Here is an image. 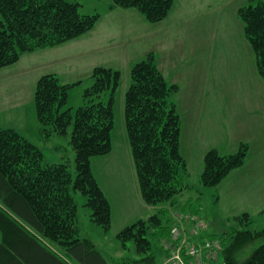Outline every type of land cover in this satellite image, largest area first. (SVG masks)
Returning a JSON list of instances; mask_svg holds the SVG:
<instances>
[{
	"label": "trees",
	"instance_id": "16d2710c",
	"mask_svg": "<svg viewBox=\"0 0 264 264\" xmlns=\"http://www.w3.org/2000/svg\"><path fill=\"white\" fill-rule=\"evenodd\" d=\"M174 2L111 0V7L136 10L148 23L158 24L167 18ZM237 17L255 56L264 92V0H247L238 8ZM99 18L98 13L82 14L78 3L65 0H0V70L15 65L24 54L57 47L89 33ZM89 79L82 104L75 110L65 106L69 90L79 83L63 84L55 74H46L34 88L40 138L68 137L74 154L71 164L59 162L61 157L46 162L41 148L28 138L13 129L0 128V264H63L14 218L61 246L74 262L106 264L93 244L80 238L76 194L84 198L81 206L90 210L91 222L108 232L111 205L94 176L92 160L112 151L120 73L97 66ZM178 90V85L168 83L163 76L154 53L130 69V85L123 101L124 129L140 197L158 209L117 234L123 249H128L125 244L129 242L143 256L123 257L118 264H159L161 258H167L166 253L157 257L153 244L160 247V242L169 238L173 219L164 206L188 185L187 162L180 149L181 117L172 99ZM247 152L245 144L230 155H221L216 149L207 151L202 185L218 186L232 170L244 165ZM197 200L187 201V210L181 213L199 214ZM247 216H241V220L247 219V228L227 227L222 236L213 230L211 236H217L223 247L215 264H264V227L253 228L254 221Z\"/></svg>",
	"mask_w": 264,
	"mask_h": 264
},
{
	"label": "rangeland",
	"instance_id": "374dc122",
	"mask_svg": "<svg viewBox=\"0 0 264 264\" xmlns=\"http://www.w3.org/2000/svg\"><path fill=\"white\" fill-rule=\"evenodd\" d=\"M65 1L78 3L82 14L98 13L100 18L97 23L99 26L97 33L88 41L79 44H71L72 46L58 50H40L34 55L21 56L19 64L14 69L2 72L9 74L5 78H0V85H7L13 93L19 92V100L23 101L20 109L7 108L5 114L8 117L0 123V128H12L28 138L41 148L46 162L47 160L56 162L55 160L61 157L59 162L65 161L71 164L74 154L68 137L54 136L49 141L40 138L38 124H35L37 123L35 103L31 98L35 87L31 82L29 83L31 79L27 76L28 69H32L31 76L34 73V76L37 74V78L48 72H55L62 83L81 82L68 92L65 108L73 110L82 104L83 91L91 84L89 77L93 63L118 71L120 85L114 103L115 126L112 133V151L105 157L92 160V169L96 175L110 179L106 182V190L113 197L115 221L108 232L101 230L91 222L90 210L81 206L84 204V198L77 193L79 235L80 238H87L94 244V248L102 254L106 264H118L119 259L127 256L131 259H140L143 256L134 251L131 243L125 244L128 248L125 250L116 238L125 226L132 224L121 225L122 222H129L123 216L130 215L129 207H136L132 198L135 188L133 183L135 177L131 174L134 172L133 161L127 140L125 141L123 101L130 85L131 67L148 53H153L148 50L158 46L156 39L158 28L151 25L128 26L127 29L121 30V33L116 31L117 36H114L109 44L108 24H120V21L114 19V15L109 14L111 0ZM176 4L179 8L172 15L179 13V16L183 17L189 13L185 0H176ZM210 17L209 14L205 16L201 13L193 22H184L187 25L181 23L166 28L165 32H171L172 38L164 39L165 43L174 50L170 53L166 50L160 54L162 67L169 75L178 76L182 90L180 94L178 90L172 99L176 104L179 102L180 110H177L179 115L192 112V107L189 110L184 108L187 107L186 99L190 104L194 101L197 108L205 107L203 118L206 123L201 130L202 140L206 144H216L220 149H224L226 153L221 155L234 154L242 144H245L248 148L247 157L244 165L232 170L218 186L204 187L201 182L202 172L196 174L190 170L189 163L183 156L187 162L188 185L174 200L163 206L168 216L174 219L179 212L187 210L183 201L188 197L193 200L198 198L199 205L196 206L200 209L199 215L207 223L213 222L224 228H247L244 226L247 219L241 220V216L247 213L248 219L254 221L253 228L260 229L264 227V190L259 186V175L264 174V159L263 164L259 165L261 158L255 155V159L252 153L255 145L262 144L260 138L262 132L259 131L264 128V125H261L264 124V92L262 93L260 87L263 81L257 73L255 56L244 34L238 35L239 31L235 25H210L206 22ZM227 22H231V19L229 18ZM169 23L173 24L172 18ZM211 39L213 44L208 46ZM240 40L247 43L254 57L255 71L252 73L243 47L239 44ZM134 59L136 60L133 61ZM131 61L134 62L132 66L129 64ZM42 70L44 71L41 72ZM9 96H15V93L7 96V102L11 103ZM223 98H227L233 108L228 111L221 109L219 105L222 106V103L227 102L223 101ZM187 130L186 126L185 131ZM194 162L195 159H192L193 169L196 168ZM102 168H111V173L102 174L100 172ZM150 207L151 212L145 219L158 209V207ZM209 232L214 234L213 229ZM159 245L160 247L154 243L153 251L161 258L165 253V247H162L161 242ZM164 261L165 259L161 258L159 264Z\"/></svg>",
	"mask_w": 264,
	"mask_h": 264
},
{
	"label": "crops",
	"instance_id": "0c3cea01",
	"mask_svg": "<svg viewBox=\"0 0 264 264\" xmlns=\"http://www.w3.org/2000/svg\"><path fill=\"white\" fill-rule=\"evenodd\" d=\"M185 2H187L189 13H187L186 15H183V17L179 16V13H178V15H172L173 12H175V10L177 8H179L178 5L176 4V0H175L173 8L171 9L167 18L158 24L148 23L143 18V16L140 13H138L136 10L111 7V8H109L110 16L114 15V19L120 21L119 22L120 24L119 25L108 24L109 29H108V33H107V35H108L107 38H108L109 44H110V42H112L111 39L114 38V36H117L115 32L120 31V33H121V30L127 29L128 26H130V27L133 25L135 27H137V25L157 26L158 31L156 34V39H157V45L158 46H157V48H154V49H151L148 51L153 52L155 54L157 66L160 69V71L162 72L165 79L171 84L178 85V87H179V93L178 94H180V92L182 90V88H180V84L178 82V76L174 75V74L171 76L168 74L167 70H164V68L162 67L163 64L161 62V57H160V54L162 52L167 50L170 53L171 51L174 50L172 48V46L165 43L164 39H169V38L171 39L172 38V36L170 34L171 32H167V33L165 32L166 28H168L169 25H181V23L185 24L184 22H186V21L193 22V20H195V17L202 13V15L204 14L206 16V14H209L211 16L209 18V20L206 21V22L210 23V25H235L237 30L239 31L238 35H243V25L237 17V10H238V8L244 6L247 3V0H185ZM176 16H177V18H176ZM171 18L173 20V24L169 23ZM229 18L231 19V22H227ZM112 21L113 20H110V22H112ZM176 22H179V23H176ZM113 23H114V21H113ZM110 25H111V32H110ZM112 25H113V28H112ZM185 25H187V24H185ZM98 27L99 26L96 24L95 27L93 28V30L90 31L89 33H87V34H85V35H83V36H81V37H79L73 41L65 43L63 45L53 47V48L42 49V51L50 50V49L58 50V49L64 48L65 46H70L71 44H79V42L88 41L90 38H92V36L94 37V35L97 33ZM120 37H122V35H120ZM240 38H242V37L240 36ZM115 41H117V38ZM212 44H213V39H211L208 46H211ZM239 44L243 47L242 50L246 54V57H247L248 62H249L248 65H249L250 71L252 73L253 71H255L254 57L252 56L250 49H249V46L247 45L246 42L244 43L240 40ZM39 52H40V50L32 52V53L24 54L23 56H30V55L37 54ZM75 57H78V56H75ZM72 59H76V58H72ZM135 60L136 59H134L133 61H135ZM133 61H131L129 63L131 66L134 63ZM73 63H75V61ZM18 64H19V62L16 63L15 65L11 66V67L1 69L0 70V78L2 79V78L7 77L8 76L7 74H9V73H2V72H6L8 70H11V68L14 69ZM97 66L98 65H94V63H93L91 65L90 71H92V69L97 67ZM210 66L211 65H209V67ZM28 70H29V72H28L27 76L31 79L29 81V83L31 82V84L34 85V87H35L37 80L41 76L39 78H37L36 77L37 74H36V76H34V73L31 76V73L33 71H32V69H28ZM44 70H42L41 72H43ZM41 72H39V73H41ZM47 74H55L58 77V79L60 80L59 76L55 72H48ZM60 82H61V80H60ZM73 83H81V82H73ZM63 84H65V83H63ZM68 84H71V83H68ZM260 87H261L262 93H263V84ZM259 90H260V88H259ZM14 93H15V96H9L11 103L7 102L8 101V98H7L8 94L13 95ZM14 93H13L12 89H11V91L9 90L7 85H5V84L0 85V94H1L0 95V123H2L8 117V116H6V114H7L6 111L8 110L7 108L12 109L15 107L12 110H15L17 108L18 109L21 108V104H22L23 100L22 99L19 100V92H14ZM33 93H34V88L32 91V95H31L32 97L31 98H33ZM223 101H227V102L222 103V106L219 105L221 109L228 111L231 108H233V106L231 105V103L228 101L227 98H223ZM186 105H187V107H184V108L189 110L190 107H192L191 108L192 112L186 113V114H180V117H181L180 149H181L182 155L186 158L187 162L189 163V169L192 170L196 174H200L202 172V169H203V158H204V155L207 151H209L210 149H216L220 154H224L226 152L224 149H220L216 144H210V143L206 144L202 140L201 130H202V126H204V123H206V120L203 118V110H205V107L203 106V107L197 108L196 105L194 104V101L190 104V102L187 99H186ZM176 107H177V110L178 109L180 110L179 102L176 104ZM201 110H202V112H201ZM261 125H264V124L262 123ZM186 126L188 127L187 131H185ZM10 129H12V128H10ZM259 132H262L261 136H260V138L262 139V144L260 146L255 145V147L253 149L254 151L252 153V155H253L252 157H254L256 159L255 155H257L258 158H261L259 165H262L263 159H264V128H262V130ZM260 138H258V139H260ZM126 140H127V138H125V141ZM192 143H193V145H192ZM192 159H195V162L193 163V165H195V167H196L195 169H193V166H191L192 165L191 164ZM198 161H199V163H198ZM133 168H134V166H133ZM101 170L102 171H100V172L102 174H105V173H111L112 169L111 168H108V169L102 168ZM93 173H94V176H95L99 186L101 187V189L103 190L104 194L106 195L107 199L110 202L111 210H112V222H111V227H112V225L115 221V214H114V208H113V197L106 190V187H107L106 182L110 179L100 178L99 176L96 175V173L94 171H93ZM131 174H133V176L135 177V181L133 179V183L135 185V188L132 192V198L136 204V207H134V208L129 207L130 215H124L123 216L125 219L127 218L128 219L127 221H129V222H122L121 225H126L127 223H134L135 221L140 220V219H145L147 217V214L149 212H151L150 211L151 207L146 205L140 197L135 169H134V172ZM259 182H260V185H259L260 188L262 190H264V174L259 175ZM189 200H190V197H188L185 201H183V205H185L187 203V201H189ZM14 219L16 221H18L19 225L23 226L29 232V234L37 242H39L42 246H44L46 248V250L51 255H53L57 260L61 261L63 264H79V263L74 262L71 258H69L61 246L48 242L47 240L43 239L40 236V234H38L35 230L24 225L19 219H17V218H14ZM85 239L90 241L87 238H85ZM2 241H3V236H2V233L0 231V244L2 243Z\"/></svg>",
	"mask_w": 264,
	"mask_h": 264
},
{
	"label": "built area",
	"instance_id": "2783aa9c",
	"mask_svg": "<svg viewBox=\"0 0 264 264\" xmlns=\"http://www.w3.org/2000/svg\"><path fill=\"white\" fill-rule=\"evenodd\" d=\"M199 214L179 213L171 223L169 238L161 241L167 258L162 264H215L222 244L210 234Z\"/></svg>",
	"mask_w": 264,
	"mask_h": 264
},
{
	"label": "water",
	"instance_id": "95a60500",
	"mask_svg": "<svg viewBox=\"0 0 264 264\" xmlns=\"http://www.w3.org/2000/svg\"><path fill=\"white\" fill-rule=\"evenodd\" d=\"M209 226H210V228H212L216 232L217 235H220V236L226 235L228 232L227 228L216 225L213 222H210Z\"/></svg>",
	"mask_w": 264,
	"mask_h": 264
}]
</instances>
